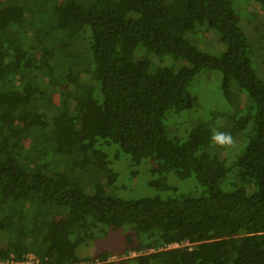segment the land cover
Wrapping results in <instances>:
<instances>
[{"label": "trees", "instance_id": "1", "mask_svg": "<svg viewBox=\"0 0 264 264\" xmlns=\"http://www.w3.org/2000/svg\"><path fill=\"white\" fill-rule=\"evenodd\" d=\"M243 1L0 0L1 258L264 264L262 45L237 20L238 9L264 8V0ZM202 33L225 51L214 55L186 38ZM206 71L222 77L237 142L230 149L211 143L207 124L194 123L185 138L167 132L170 114L172 126L192 110L188 88ZM121 159L135 176L146 162L159 180L186 171L195 189L99 195L117 182L112 166ZM117 229L127 258L80 255Z\"/></svg>", "mask_w": 264, "mask_h": 264}, {"label": "rangeland", "instance_id": "2", "mask_svg": "<svg viewBox=\"0 0 264 264\" xmlns=\"http://www.w3.org/2000/svg\"><path fill=\"white\" fill-rule=\"evenodd\" d=\"M237 1H242L244 3L243 0ZM252 3L253 4L251 5L249 4L250 7H248V11L246 13L240 12L239 9L237 10L235 3L239 16L237 20H241L242 24L244 23V26L240 25V27L246 32L250 40L254 42V40L257 41L259 39L261 42L260 45H262V50H260L256 59L259 63L260 73L264 75V40L262 39L264 36V8L260 6V4L258 5V3ZM247 14L249 16H247ZM242 15L243 17H241ZM190 36H186V38L190 39V41L196 46L200 44L202 47L198 46L201 49L208 51V53L211 52V54L218 55L226 49L225 45L216 43L215 39L205 36L204 33L195 37ZM166 63L172 64L169 59ZM177 63L178 62L175 64L176 67ZM180 63L182 62H179V64ZM221 78V74L217 71H206L199 75L191 84L190 88H188L189 92L187 95L190 93L188 99L192 104V110H190L187 115H185L184 112L183 115L174 117L176 122L172 126H170L172 118H170L172 115L170 114L166 122L167 132L172 134L170 132L171 130L174 131V129H179L182 131H179L177 135L181 138H185L187 136L186 133L194 127V123L207 124V130L220 129L221 131L230 132V124L225 118V114H229L231 110H229V105L221 97ZM57 99L58 96H56V100ZM88 112L92 113V110H89ZM230 155V152L225 154V156L229 159V162H231L232 158ZM122 159L119 162H115L112 166V168L119 174L117 182L114 186L101 188L100 192H97L99 195L108 197L119 196L124 199L149 197L154 195L166 198L172 197L174 195V190H178L176 191L178 192L176 194H179L188 193L194 191L195 189L196 182L193 176L190 178L189 174L185 173L186 171H182L177 175H170L166 179L159 180V177L152 176L150 173L153 163L146 162L140 167L135 168V170L138 171L135 176L131 174L133 168L131 166L129 167V165H127V163ZM222 175V173H218L217 177ZM217 177L213 175L210 176L213 181H215ZM90 179L92 180V184L94 186L97 181L96 178H83L85 182H88L86 180L90 181ZM94 190L95 189L92 186L88 188V191L91 193L95 192ZM124 235L125 233L122 229L109 231L104 237H100L98 240L89 242V244L83 247L79 253L82 256H93L101 251H110L113 256L112 261H119L120 259L127 258V255L123 251Z\"/></svg>", "mask_w": 264, "mask_h": 264}, {"label": "built area", "instance_id": "3", "mask_svg": "<svg viewBox=\"0 0 264 264\" xmlns=\"http://www.w3.org/2000/svg\"><path fill=\"white\" fill-rule=\"evenodd\" d=\"M189 243L186 242L185 244H174L170 247H180V246H188ZM134 255V254H133ZM112 261V258L110 259ZM0 264H51L48 258L41 259L37 257L34 253H27L21 258H16L15 255H10L8 258L3 259L0 257ZM75 264H90V262H80Z\"/></svg>", "mask_w": 264, "mask_h": 264}, {"label": "clouds", "instance_id": "4", "mask_svg": "<svg viewBox=\"0 0 264 264\" xmlns=\"http://www.w3.org/2000/svg\"><path fill=\"white\" fill-rule=\"evenodd\" d=\"M212 144L219 148L230 149L236 144V140L230 132L213 129L210 137Z\"/></svg>", "mask_w": 264, "mask_h": 264}]
</instances>
